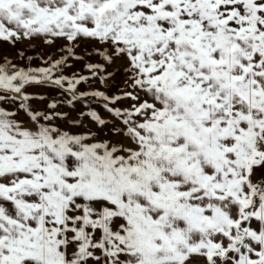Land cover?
Here are the masks:
<instances>
[{"label": "snow or ice", "instance_id": "1", "mask_svg": "<svg viewBox=\"0 0 264 264\" xmlns=\"http://www.w3.org/2000/svg\"><path fill=\"white\" fill-rule=\"evenodd\" d=\"M0 264H264V0H0Z\"/></svg>", "mask_w": 264, "mask_h": 264}]
</instances>
